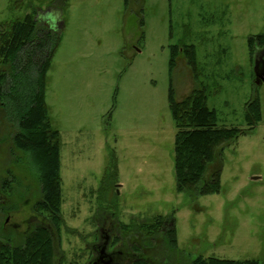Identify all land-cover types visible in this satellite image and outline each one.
<instances>
[{
	"label": "rangeland",
	"instance_id": "rangeland-1",
	"mask_svg": "<svg viewBox=\"0 0 264 264\" xmlns=\"http://www.w3.org/2000/svg\"><path fill=\"white\" fill-rule=\"evenodd\" d=\"M33 11L44 26L52 14L61 32L45 95L61 136L56 264L88 263L100 228L112 227L107 248L130 253L124 264L136 258L132 248L153 264L198 256L264 264V81L256 83L264 46L253 60L248 47L264 34V0H0V25ZM174 45L195 47L197 76L182 54L170 69ZM201 85L219 126L246 128L256 96L262 109L258 126L225 146L220 192L205 195L177 191L169 103L171 86L181 100ZM16 131L0 112V239L21 244L42 223L41 185ZM158 215L174 219L176 248L164 231L151 238L138 226Z\"/></svg>",
	"mask_w": 264,
	"mask_h": 264
},
{
	"label": "trees",
	"instance_id": "trees-1",
	"mask_svg": "<svg viewBox=\"0 0 264 264\" xmlns=\"http://www.w3.org/2000/svg\"><path fill=\"white\" fill-rule=\"evenodd\" d=\"M35 11L23 19L0 25V112L17 126L14 145L29 156L31 168L41 183V197L36 211L45 218L23 237L21 244L0 239V264H56V244L52 228L59 232L64 219L60 174L61 136L50 119L46 103L47 73L61 40L59 29L40 25ZM264 46V34L248 38L253 60L258 47ZM187 59L195 76L198 72L195 47H171L169 66L173 70L178 56ZM258 66L262 64L259 57ZM207 89L194 88L178 100L170 87L169 103L177 128L174 146V169L178 192L201 195L221 190L222 155L226 145L252 132L262 120L259 97L246 104V128L219 126L215 109L207 103ZM116 170L114 162L111 164ZM209 176L206 177V174ZM151 238L164 231L167 242L177 247L174 219L158 215L151 222L138 225ZM131 230L132 225L120 223ZM58 264H65L63 258ZM88 264V263H71ZM131 264H150L135 258ZM191 264H261L258 260H229L198 256Z\"/></svg>",
	"mask_w": 264,
	"mask_h": 264
},
{
	"label": "flooded vegetation",
	"instance_id": "flooded-vegetation-1",
	"mask_svg": "<svg viewBox=\"0 0 264 264\" xmlns=\"http://www.w3.org/2000/svg\"><path fill=\"white\" fill-rule=\"evenodd\" d=\"M44 18H45L44 24H45L46 27L56 28L55 23L57 22V19L52 14L48 15V16L44 15ZM35 19L38 20V21L42 20L41 18H37V15L35 16ZM262 73H263V71L261 72V74ZM40 185H41V183H40ZM3 188H5V186ZM34 217L37 218L36 219L37 221H41V222L45 221L44 220L45 217L42 214H40L39 212L35 211V209H34ZM29 229H32V227L29 228ZM113 229H114L113 227L109 228L108 229L109 233H108V232L105 231L104 228H100V235H98L99 236L98 237V239H99L98 242H101V243H98L96 246L93 245L92 259L88 262L89 264H124V261L129 260V257H127V256L130 253L126 254L123 251L114 250V249L108 250L107 244H108V242H109V240L111 238L110 234L112 233ZM134 250L135 249L132 248V252L133 253L131 255L133 257L145 258V256L142 255V253L140 254V253H138V251H134ZM137 250H140V247L137 248ZM138 254H140L141 256L137 257ZM146 259H148V258H146ZM121 260H123V261H121ZM148 261L150 262V264H153V262H151L150 259H148Z\"/></svg>",
	"mask_w": 264,
	"mask_h": 264
},
{
	"label": "water",
	"instance_id": "water-1",
	"mask_svg": "<svg viewBox=\"0 0 264 264\" xmlns=\"http://www.w3.org/2000/svg\"><path fill=\"white\" fill-rule=\"evenodd\" d=\"M256 75H257V79H256V83L258 85H260L263 81H264V78L261 76V74L259 73V70H258V67L256 65Z\"/></svg>",
	"mask_w": 264,
	"mask_h": 264
}]
</instances>
